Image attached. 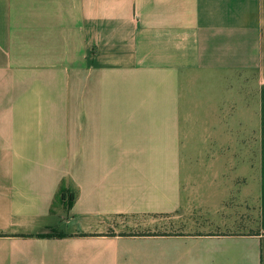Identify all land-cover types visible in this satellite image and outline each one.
<instances>
[{"label":"crops","instance_id":"1","mask_svg":"<svg viewBox=\"0 0 264 264\" xmlns=\"http://www.w3.org/2000/svg\"><path fill=\"white\" fill-rule=\"evenodd\" d=\"M0 264H264V0H0Z\"/></svg>","mask_w":264,"mask_h":264},{"label":"trees","instance_id":"2","mask_svg":"<svg viewBox=\"0 0 264 264\" xmlns=\"http://www.w3.org/2000/svg\"><path fill=\"white\" fill-rule=\"evenodd\" d=\"M61 200H66L67 201V208L69 209L71 207L72 201H73V196L67 195L65 192L61 193L60 195ZM144 235H151V234H144Z\"/></svg>","mask_w":264,"mask_h":264}]
</instances>
